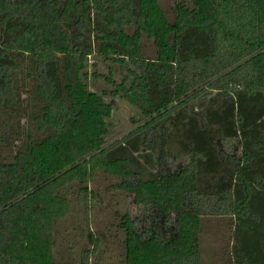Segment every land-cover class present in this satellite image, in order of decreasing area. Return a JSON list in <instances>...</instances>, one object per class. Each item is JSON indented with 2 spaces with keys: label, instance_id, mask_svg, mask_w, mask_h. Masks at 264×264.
Wrapping results in <instances>:
<instances>
[{
  "label": "trees",
  "instance_id": "obj_1",
  "mask_svg": "<svg viewBox=\"0 0 264 264\" xmlns=\"http://www.w3.org/2000/svg\"><path fill=\"white\" fill-rule=\"evenodd\" d=\"M175 2L170 22L159 0H0V264H54L57 224L80 214L78 264H202V219L225 222L226 264H264V0ZM90 58L144 119L112 141L115 105L90 90ZM157 128L174 172L143 153ZM100 181L174 216L171 234L123 213V258L105 261L89 228Z\"/></svg>",
  "mask_w": 264,
  "mask_h": 264
},
{
  "label": "rangeland",
  "instance_id": "obj_2",
  "mask_svg": "<svg viewBox=\"0 0 264 264\" xmlns=\"http://www.w3.org/2000/svg\"><path fill=\"white\" fill-rule=\"evenodd\" d=\"M175 0H159V5L168 21H174ZM131 32V31H130ZM141 54L145 60L154 58L152 41L141 38ZM95 65V66H93ZM112 78L118 82L124 75L125 69L112 66ZM108 64L95 58L89 59V87L90 90L100 93L106 91L109 95L106 101L114 102L115 109L109 123L112 129L109 131L108 140L120 138L143 123L140 112L120 96H110L113 87L103 78H93L94 71L105 76L108 75ZM206 104L200 100L190 106L192 113L202 117V110ZM164 135L157 128L150 133L143 147V153H151L155 161V173L165 174L176 171L179 168L180 159L174 154V148L166 145ZM106 183L100 181L93 187L98 190L96 203L89 223L90 232L99 237V248L105 261L120 262L124 255V233L118 228L120 215L128 213L135 221L140 231L150 229L156 231L163 238H167L172 231L174 216H162L160 214L144 215L143 212L132 203V197H125L119 192L106 193ZM82 214L69 217L59 222L55 228L54 264H78L80 246H89V233L85 230ZM225 222L218 219H202L201 247L202 264H226L225 246Z\"/></svg>",
  "mask_w": 264,
  "mask_h": 264
}]
</instances>
